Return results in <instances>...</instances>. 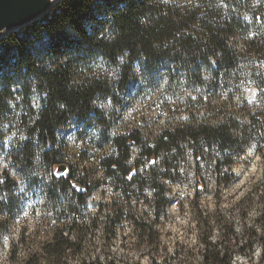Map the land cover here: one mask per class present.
<instances>
[{"label":"trees","instance_id":"obj_1","mask_svg":"<svg viewBox=\"0 0 264 264\" xmlns=\"http://www.w3.org/2000/svg\"><path fill=\"white\" fill-rule=\"evenodd\" d=\"M49 12L43 23L27 26L23 38L9 34L0 43V122L24 130L10 149V159L22 171L48 167L58 181L45 189L57 226L47 234L20 231L11 258L15 260L17 250L23 256L14 264H68V256L81 255L83 220L73 218L67 226L62 219L84 209L91 184L73 178L58 137L72 120L93 122L100 130L105 115L95 101L106 97L117 105L121 97L110 92L111 85H135L133 99L152 100L169 118L151 135L142 125L110 136L106 143L114 151L97 157L104 175L119 181L113 189L124 196L138 195L131 188H150L156 217L167 203L160 178L184 175L179 167L188 154L199 179L201 164L213 161L216 180L223 178L224 184L230 181L232 157L248 145L264 161V0H61ZM39 34L47 41L36 49ZM249 86L257 89L251 100L243 97ZM32 92L40 97L37 109L30 102ZM14 95L19 96L16 108L22 105L18 115L8 107ZM133 148L137 152L131 159ZM14 185L0 173V209L10 215L17 204L11 194ZM63 195L67 201L59 202ZM103 208L106 203L98 205V213ZM122 211L112 201L104 229L126 217ZM199 217L203 264H231L233 254L249 249L256 239L264 246V213L258 227L247 229L244 243L227 223L221 225L223 238L212 243L210 227ZM134 225L147 244L158 238L147 222ZM34 243L35 249H18L19 244Z\"/></svg>","mask_w":264,"mask_h":264},{"label":"rangeland","instance_id":"obj_2","mask_svg":"<svg viewBox=\"0 0 264 264\" xmlns=\"http://www.w3.org/2000/svg\"><path fill=\"white\" fill-rule=\"evenodd\" d=\"M55 6L56 4H53L49 9L52 11ZM50 13L47 12L24 27L4 34L0 43L9 34L23 38L27 26H38ZM37 39L39 42L34 43L33 47H44L47 37L39 34ZM111 86L110 92L116 94L117 98L121 97L117 105L112 104L106 97L95 101V107L105 115V125L100 130L93 128V122L84 124L80 120H72L65 130L60 131L58 137L65 161L71 165L74 172L73 178L91 184L90 192L85 197L84 209L77 210L74 216L62 219L67 226L73 218L82 219L83 227H86V235L81 242V255L68 256L67 263L81 264L83 260L94 259H100L104 263L112 259L115 264H203L204 244L198 228L200 214L201 219L206 220L210 227L209 239L212 243H217L223 238L222 223L231 224L237 239L244 243L247 229L258 227V219L264 213V161L252 144L246 147L243 154L232 157L233 162L227 170V176L230 178L227 184H224L223 178L216 180L213 161L201 164L198 170L201 177L199 179L188 154L179 167L184 175L171 179L160 178L165 188L164 197L167 203L164 211L156 217L153 213L150 188L146 186L143 191L131 188L130 190L135 189L134 193L138 195L124 196L119 190L113 189L119 181L104 175L97 163V157L110 155L114 151V148L106 143L110 136L142 125L147 126L151 135L169 118L158 104L151 103L152 100L141 102L133 99L135 85H129L127 88ZM256 92L255 86H249L245 88L243 97L251 100ZM35 95L32 92L30 96L34 109L37 105ZM18 97L14 95L8 100L11 113L16 112L17 115L22 112V105L16 108ZM183 98L182 95L179 100L183 101ZM240 100L241 96L239 99L235 98L234 103ZM184 119L185 115L181 117V120ZM23 131L19 124L0 122V173H5L14 181L11 194L13 201L17 203L11 215L0 209V264H14L21 260L23 253L19 250L15 254V260L11 258V248L17 244L20 231L25 229L27 234H33L39 230L47 234L54 225L57 226L54 214L49 209L50 201L45 189L58 181L52 179L48 167L42 166L38 170L37 165V172L22 171L17 163L10 159V149L24 136ZM99 133L101 137L96 136ZM102 137L103 141H99ZM94 143L96 147L93 146ZM136 152L137 149L133 148L131 159ZM87 155H91L90 158H84ZM156 166L158 168V163L155 168ZM66 196L69 197V194ZM65 199L67 197L63 195L59 202H64ZM114 200L122 205V213L127 216L112 226L107 223V229H104V214L108 212L110 203ZM100 203H106V208L98 213ZM132 213L135 214L134 218L129 217ZM91 218L98 220L91 222ZM144 221L148 223L154 235L158 234V238L154 239L151 245L136 235L134 222ZM43 232L41 233L44 235ZM36 240H39V237ZM27 247L35 249V243L30 246L19 244L18 249ZM231 264H264L262 241L256 239L249 249L235 252Z\"/></svg>","mask_w":264,"mask_h":264},{"label":"water","instance_id":"obj_3","mask_svg":"<svg viewBox=\"0 0 264 264\" xmlns=\"http://www.w3.org/2000/svg\"><path fill=\"white\" fill-rule=\"evenodd\" d=\"M55 2V0H0V38L42 16Z\"/></svg>","mask_w":264,"mask_h":264},{"label":"built area","instance_id":"obj_4","mask_svg":"<svg viewBox=\"0 0 264 264\" xmlns=\"http://www.w3.org/2000/svg\"><path fill=\"white\" fill-rule=\"evenodd\" d=\"M44 96H45V93L42 94V97H44ZM34 98H36V103H37L36 109H37L40 107V104H41L40 97L35 95ZM34 98L32 100H34ZM32 106H34V105L32 104Z\"/></svg>","mask_w":264,"mask_h":264},{"label":"bare ground","instance_id":"obj_5","mask_svg":"<svg viewBox=\"0 0 264 264\" xmlns=\"http://www.w3.org/2000/svg\"><path fill=\"white\" fill-rule=\"evenodd\" d=\"M55 1H56V2H55L54 4H57V3L60 2L61 0H60V1L55 0ZM50 10H51V9H48V10L46 11V13L49 12ZM22 27H24V26H22ZM20 28H21V27H20ZM20 28H19V29H20ZM17 29H18V28H17ZM17 29H15V30H17ZM11 32H12V31H11ZM8 33H10V32H8ZM8 33H7V34H8ZM7 34H6V35H7Z\"/></svg>","mask_w":264,"mask_h":264}]
</instances>
